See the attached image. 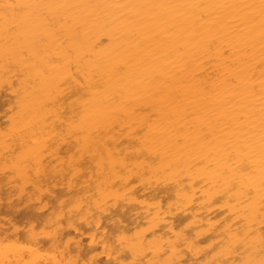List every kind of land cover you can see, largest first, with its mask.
<instances>
[{
    "label": "bare ground",
    "instance_id": "1",
    "mask_svg": "<svg viewBox=\"0 0 264 264\" xmlns=\"http://www.w3.org/2000/svg\"><path fill=\"white\" fill-rule=\"evenodd\" d=\"M0 264H264V0H0Z\"/></svg>",
    "mask_w": 264,
    "mask_h": 264
}]
</instances>
